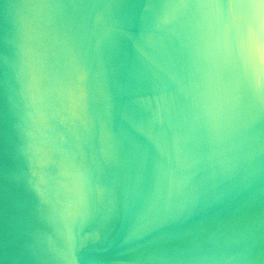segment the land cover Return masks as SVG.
Segmentation results:
<instances>
[{"label": "water", "instance_id": "1", "mask_svg": "<svg viewBox=\"0 0 264 264\" xmlns=\"http://www.w3.org/2000/svg\"><path fill=\"white\" fill-rule=\"evenodd\" d=\"M0 264H264V0H0Z\"/></svg>", "mask_w": 264, "mask_h": 264}]
</instances>
